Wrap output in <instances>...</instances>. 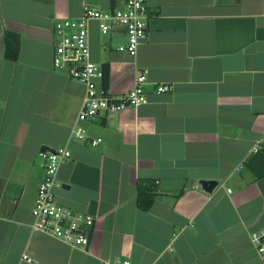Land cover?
<instances>
[{
    "label": "crops",
    "instance_id": "obj_1",
    "mask_svg": "<svg viewBox=\"0 0 264 264\" xmlns=\"http://www.w3.org/2000/svg\"><path fill=\"white\" fill-rule=\"evenodd\" d=\"M148 36L131 56L124 28L91 30V58L114 95L148 72V103L79 121L80 82L53 68L55 25L85 5L117 0H0V264H264V177L245 164L264 145V0H146ZM20 37L17 61L5 34ZM106 75V74H105ZM105 79V78H104ZM170 84L158 94L155 85ZM83 128L86 140L73 137ZM92 140H101L91 146ZM67 148L58 202L90 214V247L74 249L31 229L44 178L41 152ZM201 181L218 182L208 193ZM156 198L144 211L138 189ZM231 190V192H229Z\"/></svg>",
    "mask_w": 264,
    "mask_h": 264
},
{
    "label": "built area",
    "instance_id": "obj_2",
    "mask_svg": "<svg viewBox=\"0 0 264 264\" xmlns=\"http://www.w3.org/2000/svg\"><path fill=\"white\" fill-rule=\"evenodd\" d=\"M123 7L112 10L85 5L77 19H62L55 25L53 68L70 80L83 84L86 96L78 114L79 121L96 118L101 111L121 113L129 108H139L148 103L146 85L148 72L140 73L134 87L121 95H114L102 88L105 78L104 70L91 58L90 25L95 22L104 35L113 29H125L127 43L118 48L120 52L136 56L140 45L148 36V21L151 15L146 0H122ZM170 84L155 85V92L165 94L172 92ZM76 140L85 141L86 132L76 128L73 132ZM101 140H92L95 147ZM43 158L44 178L37 190V198L31 211L33 222L31 229L55 238L74 249H88L95 227L94 218L88 213H81L61 205L56 199L54 190L60 186L57 175L62 165L72 159L67 148L54 152H41ZM231 192V190H229ZM260 257L264 261V232L252 233ZM22 260L34 264V260L24 255ZM100 264H133L129 260H102Z\"/></svg>",
    "mask_w": 264,
    "mask_h": 264
},
{
    "label": "trees",
    "instance_id": "obj_3",
    "mask_svg": "<svg viewBox=\"0 0 264 264\" xmlns=\"http://www.w3.org/2000/svg\"><path fill=\"white\" fill-rule=\"evenodd\" d=\"M112 1L115 3L117 0ZM5 44V57L10 61H17L20 54V37L15 33L7 32L5 34ZM105 74L104 88L107 89L108 67L105 68ZM245 167L253 174L255 180L264 177V145L250 157L246 162ZM138 187V207L144 211H148L152 207L156 198L154 192H152V186L147 182H142Z\"/></svg>",
    "mask_w": 264,
    "mask_h": 264
},
{
    "label": "water",
    "instance_id": "obj_4",
    "mask_svg": "<svg viewBox=\"0 0 264 264\" xmlns=\"http://www.w3.org/2000/svg\"><path fill=\"white\" fill-rule=\"evenodd\" d=\"M200 185L202 186L203 190L211 193L213 190L218 186V182L214 181H201Z\"/></svg>",
    "mask_w": 264,
    "mask_h": 264
}]
</instances>
